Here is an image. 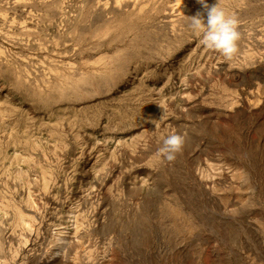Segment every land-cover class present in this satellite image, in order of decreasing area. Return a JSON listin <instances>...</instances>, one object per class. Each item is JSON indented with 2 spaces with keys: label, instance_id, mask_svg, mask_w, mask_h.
<instances>
[{
  "label": "rangeland",
  "instance_id": "rangeland-1",
  "mask_svg": "<svg viewBox=\"0 0 264 264\" xmlns=\"http://www.w3.org/2000/svg\"><path fill=\"white\" fill-rule=\"evenodd\" d=\"M15 1L0 0L1 32L23 39L0 36V264H264V45L240 38L232 60L173 45L151 6L133 22L142 37L131 23L116 45H88L33 0L37 28L20 33ZM244 1L234 15L258 25L264 2ZM258 61L255 75L217 72ZM20 75L51 95H27ZM173 130L186 139L169 162Z\"/></svg>",
  "mask_w": 264,
  "mask_h": 264
},
{
  "label": "bare ground",
  "instance_id": "bare-ground-1",
  "mask_svg": "<svg viewBox=\"0 0 264 264\" xmlns=\"http://www.w3.org/2000/svg\"><path fill=\"white\" fill-rule=\"evenodd\" d=\"M231 1L233 0H206L209 6H212L218 3L221 7H225L227 13L235 14V11L233 10V7L231 6V3H230ZM248 1L249 0H245L243 4L244 5L248 4L246 3ZM33 2H38L40 5H44V4L47 5L48 3H52L50 6L42 7L44 16H59L60 23L57 24V29L61 33L64 32V29H63L64 24H62V22H64L65 20L64 18L67 15L70 16V18L72 19V23L70 24L71 25L70 34L71 33L75 34L79 42L82 43L83 40L86 39L88 35L94 36L96 38L95 41L97 42L88 44V45H116L115 44L116 42L121 41V39L123 40L124 36L122 35L123 34L122 29L125 26L127 30L129 28L132 29L133 22L135 23L137 22V24L139 25L140 23H138V21L140 20V18L144 17L143 14L146 12V10L150 6L152 7L150 15L154 20L153 25L156 28H159L161 30L164 29L170 32L171 36L174 37V41H175V44L173 45H201L200 43L201 36L197 35L190 28L189 26L190 21H188L186 17H192L197 12H201L202 15H204V18L206 20V12L202 8V6L199 3H197V0H173L174 2L173 4H166V6H164L163 9L157 8V5L155 4L157 3V0H33ZM255 2L258 4H261L264 2V0H255ZM28 4H30V2L27 0H16L15 3L10 8V11L13 13V15L18 16L20 19L26 18V20H22V22L20 23L21 25L19 26L21 28L20 33L21 32L23 33L25 31L27 32V31H30V29L37 28V21L31 18L32 11L28 9ZM263 20L264 19H260L258 25L256 26L254 25L253 27H250V28H248V26L246 28L245 24L239 22L238 30L241 33V40L246 41V42L253 40L255 42V45H264V22ZM136 25L134 26L138 28L139 26L137 27ZM131 29L130 31L133 30ZM145 30L138 28V30L134 31V33L136 32L137 36L141 34V37H142V33ZM125 34L128 35L129 33L127 32ZM0 36H3L6 39H12V40H17V41L23 40V39L21 40V37L15 34L9 33V32H5L4 34L3 32H1V28H0ZM135 37L136 35H134L133 39ZM136 38L134 40H136ZM140 40L141 39L139 36L138 42ZM56 44L66 45V41L58 42ZM120 52L121 51L117 49L112 54H108V53L101 54L97 58V61H105V60L110 61V59H114L113 57L114 56L116 57V55ZM5 54H6L5 50L3 51L2 47L0 46V63L8 60L6 59ZM257 64L258 65H254L252 68H249L248 70L247 69L234 70L231 68V66L226 67L225 64H219L217 68V72L224 71L226 75L230 78L234 74H237L239 76L255 75V74L260 73L263 70V64L261 63V61H258ZM133 69L130 67H127L126 69L121 71V76L123 78H132V77L134 78L140 75L138 74V71L135 72ZM162 70L163 69H161V72H164L163 73L164 75L168 73V72L166 73L165 69L164 71ZM58 74L57 76L60 75ZM83 74H89V73L85 72ZM141 74L144 75V72ZM64 75L65 74H63V77L67 76V75L66 76ZM27 78L28 77L24 75H20L17 78V82H18L17 86H21L22 88H24L25 93H27V95L29 94L31 95V93L32 95L38 94L37 97H40L42 95V98H43L44 95L46 97L47 94L50 92L51 89L49 88L50 86L48 85L50 84L49 80H48L47 85H45L46 84L44 83L45 81L44 82L42 81V84L44 83L43 84L45 87L44 89L46 91H48L49 89V91L45 94L43 93L44 89L42 92L43 87H41L40 89L39 88L40 83L38 82L39 83L38 84L36 82L40 80L29 81L30 79L28 80ZM61 78H62V75H61ZM68 78L69 76L65 78L66 82ZM37 91L39 93H37ZM49 95L47 97H49ZM1 97H2V94L0 93V99H2ZM53 100L56 101V99H53ZM241 106H242L241 113L242 115H245L247 112L243 109V105Z\"/></svg>",
  "mask_w": 264,
  "mask_h": 264
},
{
  "label": "clouds",
  "instance_id": "clouds-1",
  "mask_svg": "<svg viewBox=\"0 0 264 264\" xmlns=\"http://www.w3.org/2000/svg\"><path fill=\"white\" fill-rule=\"evenodd\" d=\"M197 3L205 10L206 20L201 12L186 17L190 21V28L201 36L200 43L205 48L219 52L226 60H232L238 51V41L241 38L238 18L227 13L218 3L212 6H209L206 0H197ZM185 139L186 133L177 134L173 130L163 140L158 155L169 162L174 161L182 151Z\"/></svg>",
  "mask_w": 264,
  "mask_h": 264
}]
</instances>
